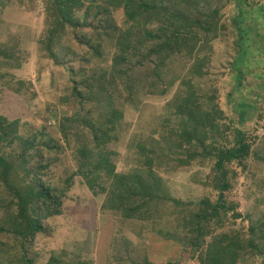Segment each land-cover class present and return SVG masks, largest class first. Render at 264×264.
I'll list each match as a JSON object with an SVG mask.
<instances>
[{
	"label": "trees",
	"instance_id": "16d2710c",
	"mask_svg": "<svg viewBox=\"0 0 264 264\" xmlns=\"http://www.w3.org/2000/svg\"><path fill=\"white\" fill-rule=\"evenodd\" d=\"M43 2L45 27L34 56L38 61L51 60L54 71L63 72L55 105L70 108L60 116L58 131L77 168L60 175L53 168L58 166L61 141L44 140V128L25 133L27 121L0 113V236L13 240L9 245L0 241V264L35 263L27 251L36 234L46 231L44 223L64 212L66 192L77 175L91 194H104L101 213L134 224L132 232L141 239L152 234L153 242L157 237L161 245H170L175 256L161 264H238L243 258L245 263L259 259L264 264V132L258 137L242 126L251 110L256 111L258 92L264 89V58L257 56L264 57V6L254 8L250 0ZM229 4L234 11L226 24L221 17ZM81 8L85 16L93 10L90 22L77 17ZM117 9L125 15V26L113 17ZM83 25L91 33L80 34ZM226 25L235 30V54L223 64L220 75L229 76L226 83L232 81L233 90H227L224 77H212L208 69L209 43L225 32ZM23 32L19 28L16 37L0 42V65L6 63L0 68V85L32 99L36 96L32 81L16 78L11 71L33 54ZM76 46L84 49L82 57L76 58ZM108 46L113 49L110 55ZM175 83L163 113L142 118L154 125L156 134L134 144V155L143 165L128 172L117 170V151L109 146L120 141L127 126L117 101L147 106L143 98L166 95ZM244 88L255 98L242 94ZM234 94L229 106L227 97ZM221 98L236 118L225 112ZM149 152L156 156L145 154ZM155 158L171 172L194 163L208 165L198 181L217 191L216 198L172 195L166 179L151 167ZM232 162L246 177L248 201L243 213L226 197L238 182L236 169L229 166ZM128 240L125 235L121 240L124 251L131 253L125 259L120 249L111 250L117 255L116 264H156L144 247ZM93 258L81 252L69 257L60 248L46 264H93Z\"/></svg>",
	"mask_w": 264,
	"mask_h": 264
},
{
	"label": "rangeland",
	"instance_id": "374dc122",
	"mask_svg": "<svg viewBox=\"0 0 264 264\" xmlns=\"http://www.w3.org/2000/svg\"><path fill=\"white\" fill-rule=\"evenodd\" d=\"M250 2L254 5V8L257 9L260 5L264 6V0H250ZM84 10V8H81L76 15L77 17H82V19L84 16L86 22H90L92 20L93 10H90L87 16L84 15ZM233 11V6L231 4L227 5L225 11L223 10L224 15L221 17V22H226V24H228L227 22L232 16ZM113 17L118 25L125 26V15L122 9L114 10ZM44 18L45 11L43 0H0V42H7V39L9 40V37L12 36L16 37L15 32L20 28L21 32L24 31L27 33H22L25 35L24 38H30L25 40L29 43L27 44L28 48L33 50V54L29 61L22 63V66L19 68H12L11 71L15 72L16 78L32 81L33 88L31 91H36V96L30 99L26 95L19 96L13 94L5 86L0 85V113L5 114L9 119L18 117L21 120L27 121V128H23L25 133L32 130L30 132V134H32L37 128H44V140L52 137L54 140L61 141L63 148L56 154V163L58 166L53 169L60 175H68L72 171H76L77 162L75 161L70 147L64 145L58 131V120L60 116L67 113L70 108L69 105H55L56 98L59 96L57 94L61 91L59 89L64 83V81L61 80V78H64L63 72L54 71L55 65L51 60L40 59L38 61L34 56L36 40L45 27ZM226 26L227 29L225 32L222 31L217 39L211 40L209 43L212 49L208 52V55H211V59L208 62V69L211 71L212 77L218 74V77H224L222 82L226 84L227 90H233V82L230 81L226 83V80H230L229 76L220 75L224 74L223 64L228 63L235 54L233 50V32L235 30L231 25ZM154 27L155 26H150V28ZM91 30L89 26L83 25L79 29V32L85 35L86 33H91ZM256 37L260 38L259 36ZM106 51L110 55L113 49L111 46H108ZM75 53L77 54L76 58L82 57L84 55V49L81 50L76 46ZM257 56L261 59L264 58L261 53H258ZM36 60L39 62L37 65ZM135 60L136 59H134V61ZM100 64L104 66L105 63H99V65ZM5 66L6 63H3L0 65V68L4 69ZM258 81L260 82L259 79ZM248 83L249 86H251L250 83L252 82ZM177 86V83L171 86L166 95L152 94L151 97L146 96V98L142 99V103L148 104L147 106H142L141 104L137 106L128 102L124 103L121 100L117 101L118 103L116 105L123 111V121L127 123L125 130L120 132V141H115L109 146L110 149L117 151V157L114 159L117 170L128 172L132 168L140 165L138 163L140 159L134 155V151H136L134 144L148 135H152L153 138L156 136L155 133L152 134V130L155 128L154 125H151V123L147 122L145 119L142 120V118H148L149 114L157 115L161 112L163 113V104L171 99ZM241 90L242 94H249L250 98H255L256 96L254 92H249L246 88ZM258 93H260V99L257 101V109L256 111L251 110L247 118L243 121L242 126L246 128L248 132L256 134L259 137L264 132V89L259 90ZM236 97L237 94H234L233 97H227L229 106H232V100ZM219 103L226 113L236 118V116L230 112V109H225V99L221 98ZM48 108H51L52 112L49 111ZM139 116L141 119L138 118ZM145 154L151 155L150 157L152 158L156 156V154L151 152ZM145 154L142 155V159L145 158ZM162 162L163 161H159V159L156 160L155 158V161L151 163V167L156 173L161 174L162 177L166 179L170 187L169 191H171L172 195L176 194L184 199H196L204 195H210L213 199L216 198L217 191L209 186L201 185L198 181L200 174L208 171V165L194 163L191 166L182 167L171 172L167 171V169L162 166ZM142 165L143 164L140 166ZM229 166L236 169L238 182L235 184V187L227 193L226 197L228 200L237 202V210L243 213L248 201L246 197L247 194L244 190L246 177L244 174L240 173V168L235 162L230 163ZM74 178L76 183L66 192L67 199L65 201L66 205L64 212L44 223L46 231L36 234L27 251V256L33 259L35 262L34 264H46V260L53 253H58L60 248L65 249L69 257H73V254L79 252L83 253L84 256L90 253L94 257L93 264H116L115 257L117 255L113 253L115 251H111L112 249H120L121 252H123L122 256L124 259L128 257V254H131L126 253L124 251V245H121V240L124 235L128 237V241L133 242L136 247H144L149 259L156 264L163 263L166 257L171 254L175 256L170 245L166 244V246H163L160 244V238H154L155 240L153 242L150 239L152 234H149V237L147 236L141 239L132 232V227H135L134 224L129 221L121 222L118 218L108 213H101L99 207L102 203L104 194L103 196L91 194V192L87 190L85 184L82 183L83 181L80 176L77 175ZM78 194L81 195L79 200L76 199ZM75 202L77 203L76 205ZM238 221H240V219H238L237 222ZM63 223H66V225ZM115 236L118 240L117 248L115 245L117 241L113 242ZM0 241L9 245L13 240L10 236L1 235ZM242 261L243 262H239L238 264H259V259H253L252 262L246 261L245 263V259L243 258Z\"/></svg>",
	"mask_w": 264,
	"mask_h": 264
}]
</instances>
